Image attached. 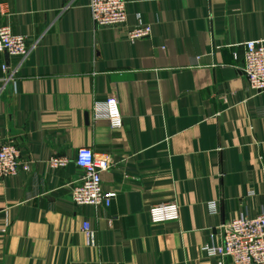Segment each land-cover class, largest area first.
Listing matches in <instances>:
<instances>
[{
  "label": "crops",
  "instance_id": "1",
  "mask_svg": "<svg viewBox=\"0 0 264 264\" xmlns=\"http://www.w3.org/2000/svg\"><path fill=\"white\" fill-rule=\"evenodd\" d=\"M126 1L129 27L150 38L96 29L90 0H0V28L30 50L0 55V144L30 168L0 183V264H233L203 248L264 213V94L243 73L264 0ZM109 98L120 130L97 118ZM84 148L112 163L110 208L72 202ZM53 158L69 164L52 170ZM168 202L180 221L153 225Z\"/></svg>",
  "mask_w": 264,
  "mask_h": 264
},
{
  "label": "built area",
  "instance_id": "2",
  "mask_svg": "<svg viewBox=\"0 0 264 264\" xmlns=\"http://www.w3.org/2000/svg\"><path fill=\"white\" fill-rule=\"evenodd\" d=\"M129 3L126 0H90L88 9L96 29H123L131 42L151 37L152 28L128 25ZM26 37L13 35L9 27L0 28V55L25 59L29 54ZM5 72L7 67H3ZM248 89L256 95L264 94V40L245 44L243 69ZM97 118H106L112 129L120 130L124 121L115 98H109L96 109ZM67 159L53 158L49 162L52 170L65 169ZM79 169L78 179L70 188L71 199L76 207L110 208L117 194L105 192L102 175L112 168L107 155L94 153L90 148L80 149L76 158ZM29 172L28 165L21 163V151L15 142L0 144V183ZM153 225L180 221V207L175 202L162 203L151 207L149 212ZM84 232L90 237V227L85 224ZM221 243L213 240L203 251L211 258L231 259L233 264H264V213L255 219L242 218L220 227Z\"/></svg>",
  "mask_w": 264,
  "mask_h": 264
}]
</instances>
